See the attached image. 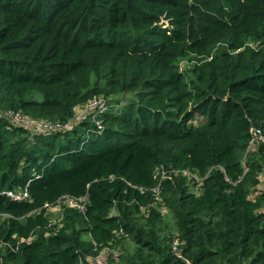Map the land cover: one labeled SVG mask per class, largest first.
Wrapping results in <instances>:
<instances>
[{
	"label": "trees",
	"instance_id": "1",
	"mask_svg": "<svg viewBox=\"0 0 264 264\" xmlns=\"http://www.w3.org/2000/svg\"><path fill=\"white\" fill-rule=\"evenodd\" d=\"M99 96L0 113V264H264V0H0L1 109Z\"/></svg>",
	"mask_w": 264,
	"mask_h": 264
},
{
	"label": "built area",
	"instance_id": "2",
	"mask_svg": "<svg viewBox=\"0 0 264 264\" xmlns=\"http://www.w3.org/2000/svg\"><path fill=\"white\" fill-rule=\"evenodd\" d=\"M105 107H106L105 98L102 96L95 97L93 99H90L86 102L79 104L76 107L73 117L65 123L52 121V120L50 121V120L34 119L21 110L16 111V110H7L0 108V113H2V115L5 116L6 119L16 124L29 125V127H33V128L35 127L40 130H51L57 128L67 129L72 127L76 123H79L82 120H92L97 125V130L102 131L104 129V124L100 121V119H98L97 115L99 111L104 109ZM262 143H264V133L262 129L259 127H253L252 136L250 138L247 151L244 155V163L247 153L250 150L257 149L258 145ZM184 171L187 172L189 175L196 177L198 180L202 179L201 177L195 175L194 173L188 170H184ZM165 172L166 170L163 169V173ZM263 191H264V170H262L259 174V182L256 188L252 191L251 197L255 198ZM5 193L9 195L11 198L16 200H24L30 198V193L27 188L5 190ZM88 200L89 197L87 194L79 197L66 194L60 197L55 203L46 202L43 205V207L50 211L52 208L61 205V209H60L61 211L60 215H61L64 205L68 207H76L81 211H85L87 209ZM258 211L264 212V204L259 207ZM60 215L57 217H60ZM31 238L32 236H29L26 239L22 238V240L30 241ZM4 243L5 242L0 241V246H3ZM171 244L173 251L178 256L184 257L183 245L180 237L176 236L171 242ZM118 254L119 252L117 249H112L109 246H105L96 255H94V260L96 264H105L106 259H108L109 255H112L113 257H118Z\"/></svg>",
	"mask_w": 264,
	"mask_h": 264
},
{
	"label": "rangeland",
	"instance_id": "3",
	"mask_svg": "<svg viewBox=\"0 0 264 264\" xmlns=\"http://www.w3.org/2000/svg\"><path fill=\"white\" fill-rule=\"evenodd\" d=\"M60 209H61V205H58L57 207H54L50 210V213L52 214V217L55 219L57 216L60 215Z\"/></svg>",
	"mask_w": 264,
	"mask_h": 264
}]
</instances>
